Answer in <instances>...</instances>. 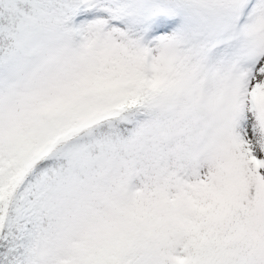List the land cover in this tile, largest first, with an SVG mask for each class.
<instances>
[{
  "label": "snow or ice",
  "instance_id": "obj_1",
  "mask_svg": "<svg viewBox=\"0 0 264 264\" xmlns=\"http://www.w3.org/2000/svg\"><path fill=\"white\" fill-rule=\"evenodd\" d=\"M0 264H264V0H0Z\"/></svg>",
  "mask_w": 264,
  "mask_h": 264
}]
</instances>
